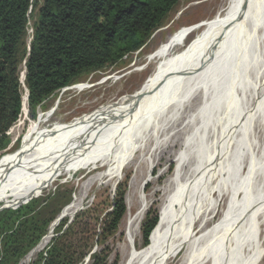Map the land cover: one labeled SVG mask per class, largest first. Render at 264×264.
Returning <instances> with one entry per match:
<instances>
[{
  "label": "rangeland",
  "instance_id": "374dc122",
  "mask_svg": "<svg viewBox=\"0 0 264 264\" xmlns=\"http://www.w3.org/2000/svg\"><path fill=\"white\" fill-rule=\"evenodd\" d=\"M228 1L181 0L168 17L164 27L152 37L147 46L140 52L124 59L116 66L93 73L77 85L61 91L36 112H33L28 106L27 112L24 113L23 111L20 120L9 131L10 143L7 149L0 153V159L16 153L29 142L28 134L31 127H36L37 140L41 141L55 130L64 128L76 119L93 113L105 104L114 103L122 97L136 92L143 85L152 82L159 70L168 62L176 56L188 53L206 37L216 16L218 14L224 15L230 6H233L234 2L227 7ZM37 20L38 13L34 11L29 17L26 39L28 52L33 41ZM259 60L258 57L256 64L259 62L264 65V54L263 59ZM23 65L25 63L21 67ZM249 74L248 77H238L237 79H231L230 75L223 78V81H225L224 89L220 95L222 97L228 95L229 102L222 106L224 108L223 113L217 117L215 115L213 123H209L211 127L208 126L206 129L208 137L203 148L193 149L190 153H185L178 148L171 150L168 155L162 156L163 154L160 153L161 144L167 141L170 136L173 138L172 131L177 133L175 138L179 139L181 143L187 144L190 141H196L199 130L202 131L200 128L202 123L196 124L198 120H195L193 115L195 112H197L195 116L202 115L208 95H210V89L201 93L202 98L198 101L196 107H193V113L190 117L182 119L184 111L180 106L178 109L182 114L181 117L170 115L162 118L160 123H169V126L165 124V131L158 133V136H156V132L153 133L154 136L152 137L155 140L146 142L149 147L148 150L140 151L144 146H142V142H137L134 145V148H138L136 153L129 149L125 151L127 158H138V164L135 162L133 167L126 168L114 187L115 181L108 182V179H106L101 184L91 186L85 197H83V186L86 181L90 177L100 175L101 172L105 173L108 168L93 165L92 168H96V170L90 172L91 168L87 169V167L79 165L75 172L53 175L51 179L36 184L30 191L8 192L0 202V210L17 209L34 198L46 199L49 195L58 194L59 197L52 204L51 211L63 207L61 214L74 200L81 198L83 199L82 209L73 219L66 218L67 225H71L81 212H91L94 221H96L94 234L95 237H98V243L94 244L90 255L84 260L83 264H92L91 256L100 253L107 255L106 264H125L130 256L141 254L149 247L144 243V222L148 213L155 210L160 225L163 211L169 209L170 204L166 200L163 189L169 184V181L176 180V172H180V175L183 176L181 185L184 184L189 193H194L192 205L195 210L193 211L196 212V215L198 213L199 217L196 218L197 223L193 226L194 229L190 230L191 237L188 239L185 249L168 261V264L179 263V260L187 253L191 245L189 242L201 235L199 231L201 230L202 220L210 215L215 208L213 224L223 219L229 212L232 215L234 225L240 221L241 225L236 230L235 238L239 243L238 255L243 254L249 240H259L264 231V81L261 80L263 77H253L251 70ZM20 81L22 94L28 95L22 71L20 72ZM252 83L254 87L251 86ZM183 99L189 101L190 97L185 95ZM188 103L186 104L188 105ZM175 105L174 103L168 105L163 115L171 112ZM230 106L233 107V113ZM166 120L168 121L166 122ZM154 122L155 124L158 123V121ZM182 124L187 127L185 133H180ZM120 147L122 148L120 151H123L126 144ZM189 157L192 160L188 168H184V172L182 170L178 171L179 161L189 159ZM139 164L143 166L144 171L151 169V180L142 190L137 185L132 190V192H135L133 193L134 196L132 195L128 200L127 194L130 192L131 179L135 166ZM194 176L200 178L195 181ZM193 180L195 181L194 184H192ZM120 189L126 191L125 205L127 213L119 226L118 232L106 236L102 233L103 229L106 228L104 217L113 211L114 201ZM20 194H24L26 198L18 200ZM219 195L222 196L220 199H218ZM142 197L149 202V208L141 222H133L132 229L136 231V236L132 237L128 227L130 226V220L139 216L138 213L141 207L139 204H141L140 199ZM68 200H70V203L66 204ZM60 214L52 225L58 221ZM60 222L56 223L57 227ZM226 234L223 233V236L225 237ZM95 241H97V238ZM51 242L41 253L47 251ZM41 253L30 264L36 262ZM261 264H264V262Z\"/></svg>",
  "mask_w": 264,
  "mask_h": 264
},
{
  "label": "bare ground",
  "instance_id": "6f19581e",
  "mask_svg": "<svg viewBox=\"0 0 264 264\" xmlns=\"http://www.w3.org/2000/svg\"><path fill=\"white\" fill-rule=\"evenodd\" d=\"M232 4L233 6L227 8L224 15L216 16L206 37L195 48L173 58L159 70L152 82L143 85L136 92L114 103L101 106L93 113L86 114L66 127L55 130L41 141L37 140L36 127H31L28 134L29 142L16 153L0 159V202L8 192L30 191L36 184L51 179L53 175L75 172L79 165L87 169L91 168L90 172L96 170L92 168L93 165L108 168L105 173L101 172L100 175L90 177L86 181L83 186V197L91 186L101 184L106 179L108 182L114 180V187L126 168L133 167L135 162L138 164V158H127L125 151L129 149L136 153L138 148H134V145L137 142L143 143L144 148L142 147L140 151L148 150L146 142L155 140L152 137L153 133L156 132L158 136V133L165 129V124L169 126V123H160L162 118L170 115L181 117L182 114L178 109L180 106L184 111L182 119L190 117L193 107H196L202 98L201 93L210 89L202 115L195 116L197 112L193 115L195 120H198L196 124L203 125L200 127L202 131L199 130L196 141L181 143L175 138L177 133L172 131L173 138L170 136L167 141L161 142V152H159L164 156L176 148L185 153H190L196 148H203L208 137L206 129L209 123H213L215 115L217 117L223 113L222 106L229 102L228 95L227 97L220 95L224 89L223 78L229 75L231 79L248 77L251 70L253 77H263L261 80L264 81V65L259 62L256 64V59L259 57L262 60L264 54V0H229L226 6ZM21 70L25 78L26 66L23 65ZM251 86L254 87L253 83ZM185 95H189V101L183 99ZM172 103L176 104L175 107L171 112L163 115L166 107ZM23 104V111L26 113L27 94H23ZM184 105H186L185 108ZM230 108L233 113V107L230 106ZM175 112L177 114L174 115ZM154 121L158 123L155 124ZM186 128V125L182 124L180 133H185ZM123 144H126L127 148L120 151L122 150L120 146ZM191 160L189 157L179 161L178 171L184 172V168H188ZM176 173V180L169 181L163 189L166 200L170 203L169 209L163 211L162 220L152 235L151 244L143 253L130 256L125 264H168V261L185 249L191 237L190 230L196 225L199 215L193 211L195 210L192 205L194 193H189L184 184L181 185L183 176L180 172ZM150 176L151 169L144 171L142 165L135 166L130 192L127 194L128 200L135 193L132 190L137 185L142 190L150 182ZM199 178L193 177L195 181ZM195 181L193 180L192 184ZM221 197L219 195L218 199ZM140 200L139 216L130 220V226L127 225L132 237L136 236V231L132 229L133 222H141L149 208V202L145 198L142 197ZM82 202L81 198L74 200L62 211L56 223L66 218L73 219L82 209ZM215 212L216 208L202 220L199 231L201 235L198 234L197 239L190 240L191 245L187 253L177 264H196L197 262V264H261L264 262V231L259 240H249L247 247L244 244L245 252L238 255L239 243L235 234L241 225L240 221L234 225L229 212L223 219L213 224ZM56 223L50 227L47 235L22 264H30L49 245L55 234ZM223 233H227L225 237Z\"/></svg>",
  "mask_w": 264,
  "mask_h": 264
},
{
  "label": "trees",
  "instance_id": "16d2710c",
  "mask_svg": "<svg viewBox=\"0 0 264 264\" xmlns=\"http://www.w3.org/2000/svg\"><path fill=\"white\" fill-rule=\"evenodd\" d=\"M180 1L0 0V153L7 149L8 133L23 114L24 62L28 106L36 112L61 91L140 52ZM34 11L38 20L28 52L29 17ZM125 194V189L118 190L113 211L104 217L106 236L118 232L127 213ZM58 197H33L17 209L0 210V264H20L39 245L63 209L51 211ZM24 198L20 194L17 199ZM94 220L91 212H81L71 225L62 220L50 247L32 264H83L98 243ZM158 225L157 212L151 210L143 225L146 246ZM91 258L92 264H106L107 255Z\"/></svg>",
  "mask_w": 264,
  "mask_h": 264
},
{
  "label": "water",
  "instance_id": "95a60500",
  "mask_svg": "<svg viewBox=\"0 0 264 264\" xmlns=\"http://www.w3.org/2000/svg\"><path fill=\"white\" fill-rule=\"evenodd\" d=\"M27 96H29V92H28V95Z\"/></svg>",
  "mask_w": 264,
  "mask_h": 264
}]
</instances>
